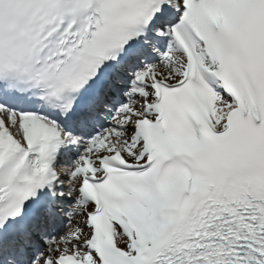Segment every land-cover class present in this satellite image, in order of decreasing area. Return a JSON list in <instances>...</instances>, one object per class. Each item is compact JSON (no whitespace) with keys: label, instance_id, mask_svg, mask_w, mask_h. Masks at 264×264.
Listing matches in <instances>:
<instances>
[{"label":"snow or ice","instance_id":"snow-or-ice-1","mask_svg":"<svg viewBox=\"0 0 264 264\" xmlns=\"http://www.w3.org/2000/svg\"><path fill=\"white\" fill-rule=\"evenodd\" d=\"M0 264H264V0H0Z\"/></svg>","mask_w":264,"mask_h":264}]
</instances>
